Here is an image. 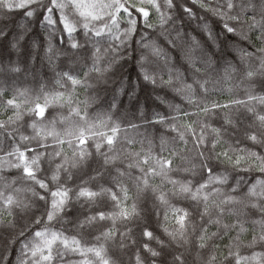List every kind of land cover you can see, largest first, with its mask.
Listing matches in <instances>:
<instances>
[{
  "label": "snow or ice",
  "instance_id": "obj_1",
  "mask_svg": "<svg viewBox=\"0 0 264 264\" xmlns=\"http://www.w3.org/2000/svg\"><path fill=\"white\" fill-rule=\"evenodd\" d=\"M0 264H264V0H0Z\"/></svg>",
  "mask_w": 264,
  "mask_h": 264
}]
</instances>
